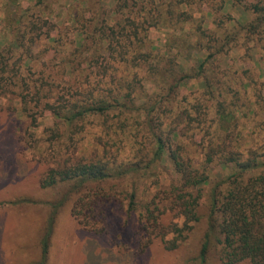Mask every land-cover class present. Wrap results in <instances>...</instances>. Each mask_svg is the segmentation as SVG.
<instances>
[{"label": "trees", "instance_id": "obj_1", "mask_svg": "<svg viewBox=\"0 0 264 264\" xmlns=\"http://www.w3.org/2000/svg\"><path fill=\"white\" fill-rule=\"evenodd\" d=\"M11 1L0 0L8 11L0 20V113L22 115L33 128L47 113L54 127L46 141L57 145L64 134L70 142L47 158L39 179L42 189L68 192L49 203L38 264L47 262L71 194L84 227L100 224L105 203L126 201L149 241L173 234L174 249L203 222L201 264L214 248L221 264H264V0H218L197 19L212 0H72L61 27L49 0L16 9ZM208 18L213 29L203 27ZM151 29L167 32L161 52ZM259 45L257 61L237 59L243 73L221 69L229 51ZM91 122L95 134L80 149L74 137ZM149 178L157 189L139 195L137 180Z\"/></svg>", "mask_w": 264, "mask_h": 264}, {"label": "rangeland", "instance_id": "obj_2", "mask_svg": "<svg viewBox=\"0 0 264 264\" xmlns=\"http://www.w3.org/2000/svg\"><path fill=\"white\" fill-rule=\"evenodd\" d=\"M32 1L12 0L11 8L31 5ZM49 1L52 2L50 17L61 27L67 23V5L72 0ZM215 1L218 0L202 3L201 12H196L194 18L205 16L207 7H212ZM236 11L231 13L235 20L241 15ZM224 13L225 10H222L223 19ZM7 14L8 11L0 9V20ZM203 22V27L214 28L211 19ZM232 26L233 22L227 19L226 29ZM166 33L165 29L149 31V39L156 52L164 50ZM3 38L4 34L2 42ZM259 48L260 45L248 52L239 46L236 51H229L219 62L221 69L237 68L243 73L245 65L237 59L243 57L251 64L259 59ZM236 77L243 78L239 75ZM37 123L36 128L28 127V120L24 116L0 113V264H38L41 256L40 240L50 213L49 203L68 192L66 186L42 189L39 185L40 177L49 166L47 158L63 150L66 143L70 142L64 134L57 145H50L46 141L50 128L54 127L51 115L45 113ZM95 125L96 122L87 123L84 133L74 137L77 147H87V142L95 134ZM56 129L64 133L63 126L57 125ZM136 187L139 195L147 196L157 189L152 178L143 182L137 180ZM71 195L72 200L66 201V205L56 215L46 264H201L198 254L205 230L203 222L193 227L183 243L169 249V242L174 235L168 234L165 243L159 239L149 241L150 236L139 222V212H128L126 201L122 204L105 203L102 218L97 217L101 222L96 227L80 225L71 213L72 201L76 196ZM171 221L177 222L179 226L182 224V219L171 218ZM206 264H221L215 248L211 250Z\"/></svg>", "mask_w": 264, "mask_h": 264}]
</instances>
